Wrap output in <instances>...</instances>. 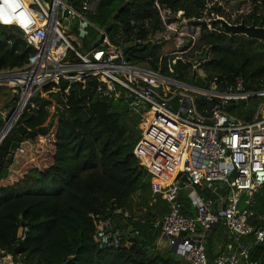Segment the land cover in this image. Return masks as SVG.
<instances>
[{"label": "trees", "instance_id": "trees-1", "mask_svg": "<svg viewBox=\"0 0 264 264\" xmlns=\"http://www.w3.org/2000/svg\"><path fill=\"white\" fill-rule=\"evenodd\" d=\"M158 1L173 13L182 11L186 19L209 20L200 26L206 32L193 46L196 55L185 62L177 60L173 73L167 71V58H163L162 74L200 88H209L210 82L215 81L219 90L240 77L247 91L264 90V43L227 33L217 20L222 17L231 24L243 20L247 25H264V0H237V6L246 2L250 8L234 19L213 0H205L204 4L199 0ZM69 2L78 8L77 0ZM85 16L105 30L113 43H119L118 34L125 39L130 35L138 38V44L127 41L129 50L125 57L136 63L150 58L151 67L157 69L159 47L146 41L160 23L154 0H99L95 12ZM208 25L212 31L207 29ZM97 35V30L88 26L77 49L85 52L94 48L92 43ZM33 53L34 49L25 45L16 29L0 25V70L22 66ZM204 53L207 59L197 60ZM196 65L204 77L195 74L191 82ZM67 84L61 79L56 92L49 91L50 85L42 87L45 94L37 92L31 98L34 109L25 110L19 117L30 130H47L19 142L23 152L13 155L7 176L0 178V249L19 255L25 264H184L181 255L170 250L158 251L153 245L160 232H153L152 222L169 208L160 197L153 199L151 176L133 152L140 137V116L122 98L101 97L92 78L84 89L79 82L71 83L69 93L65 94ZM215 101L196 97L197 110L203 113ZM261 103L264 93L233 101L232 112L241 120L250 121ZM14 106L13 101L6 103V108ZM3 125L0 115V130ZM14 137L15 127L0 142V173ZM179 201L182 214L193 216L194 209L182 189ZM113 203L130 214L128 219L116 217L115 229L125 231L132 225L143 239L141 243L130 240L126 245L123 241L119 247L103 249L94 243L91 215L106 217ZM134 204L143 210L137 219ZM248 211L250 223L262 227L264 183L252 195ZM20 221L26 231L19 246ZM250 237L253 243L249 262L264 264V240L254 243L253 236ZM153 252H157L155 257ZM212 252L206 249L209 261L213 259Z\"/></svg>", "mask_w": 264, "mask_h": 264}, {"label": "built area", "instance_id": "built-area-1", "mask_svg": "<svg viewBox=\"0 0 264 264\" xmlns=\"http://www.w3.org/2000/svg\"><path fill=\"white\" fill-rule=\"evenodd\" d=\"M77 2L78 8L63 0H0V25L16 29L25 45L34 49L22 66L0 70V86L8 90L15 103L14 112L10 114L9 108L8 116L3 117L0 135L10 132L25 110L34 109L31 98L37 92L45 94L42 87L50 85L49 91L56 92L64 79L68 84L63 93L68 94L71 83L79 82L84 89L88 80L94 79L101 97L122 98L140 116V137L133 152L151 176L152 195L164 200L169 208L162 218L152 222L153 230L159 229L171 245L176 244L185 264H207L204 238L197 228L208 231L222 222L236 245L231 254L216 258L213 264H251L249 249L239 238L253 236L255 243L262 242L264 225L254 227L248 206L239 211L238 202L239 196L246 194L249 204L264 183V103L257 106L250 121L241 120L233 108L228 111L227 107L264 90L247 91L240 77L219 90L215 81L210 82L209 88H200L162 74L163 58H167V71L173 73L177 60L185 62L196 55L193 35L177 33L178 27L188 25H181V21L188 20L182 11L173 13L154 0L160 23L146 40L159 47L157 69H153L150 58L136 63L125 57L123 48L127 41L140 43L135 36L125 39L118 34L119 43H113L107 32L91 21L82 28L81 23L87 21L85 14L95 12L99 0ZM63 6L66 17L62 16ZM88 26L103 34V39L98 46L81 52L73 31L84 29L85 36ZM196 97L216 101L202 113L197 110ZM23 150L18 144L16 153ZM182 174L190 180L187 197L194 216L181 212ZM160 176L167 179H158ZM108 211L106 217L91 215L94 243L100 249L119 247L123 241L128 245L130 240L112 229L115 218L128 219L129 211L116 203ZM25 231L26 227L23 234ZM133 235L138 236L136 229ZM171 237H177L178 242ZM0 264L25 263L19 255L0 249Z\"/></svg>", "mask_w": 264, "mask_h": 264}, {"label": "water", "instance_id": "water-1", "mask_svg": "<svg viewBox=\"0 0 264 264\" xmlns=\"http://www.w3.org/2000/svg\"><path fill=\"white\" fill-rule=\"evenodd\" d=\"M68 1L69 0H63L64 3H68ZM199 1L202 4L205 3V0H199ZM62 16L63 17L67 16V12H66V9L64 8V6L62 7ZM217 20L220 21L221 27L227 33L241 34V35H245L247 37L256 38L259 41H262L264 39V26L262 25V23H258V24L251 23L250 25H247V24H245L243 22V20H241L237 24H231V23H228L222 17H218ZM88 22H90L89 19H87V21H83L81 23L82 28H85L87 26ZM64 23H65V20H64ZM185 23L188 24V25L202 26V25H205L207 23V21L202 20V19H199V20L188 19L186 22L185 21H181V25H183ZM97 27L100 28L99 26H97ZM84 33H85V30L81 29L79 31V36H83ZM102 39H103V34L98 33V35L96 36L95 40L92 43V46H94V47L98 46V44L102 41ZM135 44H138V43L136 42ZM128 50H129V46L124 47L123 48V53L126 54V52ZM206 59H207V54L206 53H204L201 57H199L200 61H205ZM195 74H196V71H194V73H193V76L191 78V82H193ZM150 88L154 92L158 91L157 87L150 86ZM233 107H234V105L231 103L227 107V110L231 111ZM14 110H15V108L9 109V113L12 114L14 112ZM14 127H15V137H14V140L10 143V146H9V149H8V153H7V155L5 157V160H4V164H3L4 166H3L2 171L0 173V178L7 176L9 163L12 160L13 155L16 153V148H17L19 142L23 138L31 139V138L36 137L38 134H44L46 132V130H47V128H38L36 130H30V129L26 128L20 122L19 117L16 118ZM7 133H9V132H5L4 134L0 135V142L6 137ZM183 182L186 183V184H190V180H189V178L187 177L186 174H182L180 176V186L181 187H184V183ZM248 198L249 197L246 194H241L239 196V202H238V210L239 211H242V210L247 208V206H248V203H247ZM23 228H24V222L20 221L19 228H18V231H17V239L20 241L19 242V246H20L21 240L24 237ZM134 229L135 228L132 225H130L128 227V229L125 230V231H120V230H117V229H112V230L116 234H119V235L123 236L125 239L133 240V241L141 243L143 241V239L140 238L139 236L133 235ZM109 231H110L109 229L106 230V232H109ZM171 238L175 241V243H177L178 240H179L177 237H171ZM170 251H172L173 253H178L179 254V251L176 248V244L171 245ZM156 255H157V252H153V257H155ZM62 264H66V262H64Z\"/></svg>", "mask_w": 264, "mask_h": 264}, {"label": "crops", "instance_id": "crops-1", "mask_svg": "<svg viewBox=\"0 0 264 264\" xmlns=\"http://www.w3.org/2000/svg\"><path fill=\"white\" fill-rule=\"evenodd\" d=\"M158 179H163L162 176H160ZM187 195V192L189 190V184L184 183V187L181 188ZM152 194V193H151ZM153 199L155 197H158L157 195H152ZM136 200V199H135ZM141 206H138L136 204L133 205V213L134 216H136V219L139 217V215H142L143 210H139ZM142 208V207H141ZM194 212V210H193ZM194 216V214H193ZM197 233L201 234L204 238V244L205 247L208 251H213V259L209 261L207 259V264H213L214 260L220 256L226 255V254H231L233 251V247L236 245V242L229 238V234L227 232V229L225 225L220 222L217 225H215L213 228H211L208 231H204L201 227L197 228ZM159 231L160 234L156 238L154 242V247L158 251H165V250H170L171 244L169 242V239L164 236L159 229L153 230V232ZM243 238H247L246 241H243ZM250 236H244L240 237L239 241L242 243V245L246 246L249 250L252 246V243L250 241ZM255 243V242H254ZM178 254V253H176ZM180 255V254H179ZM183 260V258H182ZM183 263L185 264V261L183 260Z\"/></svg>", "mask_w": 264, "mask_h": 264}, {"label": "rangeland", "instance_id": "rangeland-1", "mask_svg": "<svg viewBox=\"0 0 264 264\" xmlns=\"http://www.w3.org/2000/svg\"><path fill=\"white\" fill-rule=\"evenodd\" d=\"M213 2H218V4H220L225 9L226 13L232 19L239 18L240 15H242V11H247L250 8V5L246 2L241 4L240 7L237 6V4H238L237 0H213ZM210 5H211V3L209 4V6ZM202 20L207 21V23L209 21L206 17L202 18ZM207 29L209 31H212V27L210 25L207 26ZM181 32L193 35V38L196 39L195 40V44H196V42L202 37V35L206 31L201 29V27L198 25H186L184 27H178L177 28V33H181ZM73 33L76 36L78 46H80V44L82 43V36H79L74 31H73ZM196 66H197L196 67L197 68L196 69V75L198 77H204L202 70L200 68H198V65H196ZM0 88H1L0 89V115L2 118L4 117V119H5L8 116V109H9V107L6 108V103H8L9 101L11 102L12 97H11V94L8 92V90L5 87L0 86ZM10 108H12V107H10ZM263 113H264V110H263ZM160 218H162V217H160ZM160 218H158V219H160Z\"/></svg>", "mask_w": 264, "mask_h": 264}, {"label": "bare ground", "instance_id": "bare-ground-1", "mask_svg": "<svg viewBox=\"0 0 264 264\" xmlns=\"http://www.w3.org/2000/svg\"><path fill=\"white\" fill-rule=\"evenodd\" d=\"M163 179H167L166 177H162Z\"/></svg>", "mask_w": 264, "mask_h": 264}]
</instances>
